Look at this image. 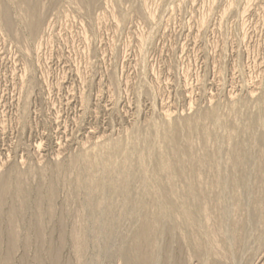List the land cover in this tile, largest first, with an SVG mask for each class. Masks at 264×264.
Here are the masks:
<instances>
[{
  "label": "rangeland",
  "instance_id": "obj_1",
  "mask_svg": "<svg viewBox=\"0 0 264 264\" xmlns=\"http://www.w3.org/2000/svg\"><path fill=\"white\" fill-rule=\"evenodd\" d=\"M3 1L15 32L0 17V176L11 181L0 210V264L14 211L18 242L10 264H35L39 256L50 264L49 246L61 239V264H127L121 251L131 244L128 232L136 224L115 222L121 233L116 230L118 239L108 247L96 237L86 189L94 178L83 156L94 152L105 161L107 147L129 146L137 133L149 130L160 138L155 125L188 118L198 123L190 141L202 159L193 182L203 187L213 213L225 214L230 223L225 243L216 237L217 251L211 247L206 260L181 244L180 263L264 264V221L253 215V191L264 176V0H99L92 7L81 0H40L37 36L28 32L14 0ZM211 112L215 120L206 118ZM205 129L213 133L207 140ZM237 149L247 159L240 171L244 187L235 192L230 179ZM18 179L27 190L26 203ZM51 186L56 195L50 202ZM236 195L242 211H235ZM118 206L116 219L124 209ZM39 210L41 238L35 232ZM235 221L244 222L238 243L230 233ZM82 228L89 240L79 259L73 236Z\"/></svg>",
  "mask_w": 264,
  "mask_h": 264
},
{
  "label": "bare ground",
  "instance_id": "obj_2",
  "mask_svg": "<svg viewBox=\"0 0 264 264\" xmlns=\"http://www.w3.org/2000/svg\"><path fill=\"white\" fill-rule=\"evenodd\" d=\"M14 2L18 10V14L20 15V18L22 22L25 24L30 35L37 36L40 31V28L42 27L41 26L42 21L40 15V5H41L40 0H14ZM81 2L88 4V7H92L95 6L99 2V0H81ZM0 17L6 30H8L11 33H14L15 29L13 26L11 13L8 6L3 0H0ZM206 118L215 120L216 113L215 112L208 113L206 115ZM243 120H245V118ZM259 121L261 125L264 124V119H261ZM244 122L246 124H252V121L250 119H246ZM197 124L198 123H196L193 119H189V118L184 119L178 123H175L174 125L169 124L165 127L164 126L159 127L160 125L157 124L155 126L158 130V134L160 133L161 136L160 138L159 137L155 138L152 134V131L150 130L148 133L144 135L142 134L143 136H141L140 133H137L132 139V143L130 142L131 144L129 146H124L123 145L124 143L121 144L122 143L121 142V143H115L107 147L108 148L107 152L109 156L106 158L105 161L100 159L98 155L94 152L93 153L87 152L84 154L83 158L84 160H86V167H85L86 172L91 174V176L93 175L94 178L93 181L89 180V183L91 181L89 185H87L86 183L85 184L87 185L86 186L88 193L87 195H89V209H90L91 217L94 219L96 223L95 225L96 237H102L106 247H108L110 246V244L117 235L116 232L117 229L114 227L116 225L115 222L118 221L119 222L118 225L122 226L127 219V221L136 224V225L134 224L135 226L128 232V235L130 236L131 244L129 245V247L121 251V255L124 257L127 264H181L180 263L181 253L180 251L179 252L177 251V249L179 250L182 247L181 244L189 245L192 248L193 256L198 258L199 261L206 260L207 257L209 256L208 254H210L209 252L211 250V247L213 248V246L217 242L215 240L216 237L222 238L223 242L225 241L224 232L226 230L227 222L230 223V221H228L227 217L224 216L225 215L224 213H223L224 215H222L221 213L218 215L213 213L214 210H212L208 205V203L206 202V195L204 193L205 191L203 190V187H201L199 184L198 186L200 187H197V185H195L197 183L193 182V178L197 176L199 171V165L202 162V159L198 158L197 154L193 151L190 141L191 135L193 134ZM226 125L227 124H225V126ZM251 126L249 125V128L253 127ZM209 130L205 129V131L203 132L202 138H205V140H207V138H209L213 134ZM234 134L235 133L233 132L231 136L227 135L230 136L227 139L232 140L234 138ZM157 140H161L159 144L160 147H158V150L156 149V147H154L157 146L156 145ZM253 144L256 143L253 142ZM237 150L238 152L233 156L232 159V164L235 173L233 172L234 175L230 179L232 181V185H234L235 192L238 189L240 190L242 187H244V181H243V177L240 174V171L241 169H243L242 167L245 165V161L247 159L244 150H243L244 152H241V150L239 152V149ZM113 155H117L120 157L123 156L124 157L123 163L119 164L116 158L111 157ZM212 156H214V154L211 155V159ZM215 160L217 161L216 158ZM261 160L263 161V159ZM210 162L208 161V164H210ZM217 163L218 162H216V164ZM256 163L257 161L254 164ZM203 166H205L204 163L201 166V168ZM260 178H261L260 180L258 179L259 188L254 189L256 191H253L256 192L255 194L256 196L254 197L256 199H255V206H253L254 207L253 215L255 214H256L255 216L259 215L261 221H264V194H262L264 191L263 189L264 176L262 175V177ZM219 182L220 181H218L217 179L215 181V186H219V184L221 183ZM10 184H11L10 178L6 174L0 176V210L2 209L1 206L4 204V202L10 195L11 192ZM17 184L19 191V193L18 192L17 193L20 194V196L23 199V202L26 203L28 196L27 190L25 189V186L21 180L18 179ZM133 191H136L137 195L135 197L130 196ZM55 195H56L55 190L51 186V188L48 191V197H49L48 200L51 202L54 199ZM234 198L237 201V202L235 201V203L237 204L236 206L237 209H235V211L236 210L242 211L244 205L239 201L238 195H236ZM119 204H121L124 209L122 214L121 215L119 214L120 216L118 215L119 216L118 218L119 220H118L115 218L114 212H116L115 208ZM40 205L41 203L38 202L37 207L40 208ZM15 213L17 212L15 211L10 212L11 215L9 222L10 227L8 230L9 248L5 257L4 264H10L12 252L17 246V242H18L17 229L14 222L15 221L14 217L16 216ZM41 221H42V214L39 210L37 226L35 228V232L38 238H41L42 236ZM235 222L236 223L233 224L232 226L233 229H231L230 233L234 237L233 241L238 243L241 239H238L237 237L240 235L239 234L240 230L242 231L241 228L243 227L244 222H240V221H235ZM181 228L185 230V233L183 234L178 233V229ZM183 229H181V231ZM117 231L120 232L119 230ZM1 233L2 232H0V235ZM165 236L168 237L166 244L162 243V239ZM73 237H74L73 241L75 242V246L77 249V256L80 259L83 257L85 253V249L86 246L88 245L87 243L89 238L86 235V233L83 231V228L81 230L80 229L76 230ZM116 238L118 239V237ZM223 242L222 244L225 243ZM27 244L28 241L25 242V245ZM62 247H63L62 239L58 246H53V245L49 246V251L47 253V256L50 261V264H61L60 256H61ZM34 263L44 264V260L42 259L41 256H39L34 261Z\"/></svg>",
  "mask_w": 264,
  "mask_h": 264
}]
</instances>
